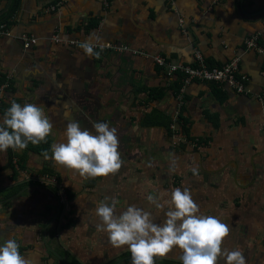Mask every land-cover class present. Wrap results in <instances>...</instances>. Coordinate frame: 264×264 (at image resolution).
<instances>
[{
  "label": "crops",
  "instance_id": "crops-1",
  "mask_svg": "<svg viewBox=\"0 0 264 264\" xmlns=\"http://www.w3.org/2000/svg\"><path fill=\"white\" fill-rule=\"evenodd\" d=\"M171 2L172 5L168 0H9L5 11L1 12L6 0H0V19L7 18L6 28L11 34L0 37V73L4 77L10 75L8 86L0 88L4 109L0 120L13 101L43 107L53 124L49 136L50 156L51 145L63 141L69 120L93 130V123L98 121H94L92 113H98V120L117 129L121 154L125 153V143L134 149L141 145L142 150L134 153V159L121 155L122 172L126 163L133 160L132 174L149 171L156 176L153 181L156 185L160 181H169L172 176L169 169L175 161L177 170L173 173L180 180V186L197 182L196 188L200 187L199 170L210 169L218 171L208 182L215 191L222 189L234 194L237 189H242L263 197L264 55L244 48L243 41L255 36L257 43L264 47V12L258 14L264 8V0ZM49 6L53 9L49 10ZM9 11L11 13L7 15ZM18 34L31 35L37 42L24 49L12 37ZM53 36L60 42L51 41ZM96 37H99V43L114 47L103 48L98 59L88 57L79 47L84 40ZM68 41H75L77 45H69ZM120 46L142 52L144 56L118 51L116 47ZM99 50L97 46L96 51ZM194 50L200 52L210 66H220L237 58L239 72L247 77L249 94L243 96L221 90L226 98L218 102L201 82L185 86L181 95V114L186 127L193 138L201 141L207 138L208 141L200 143V149L191 154L185 149L181 152L179 146L167 154L163 147L168 144L166 132L158 128L140 129L138 121L141 114L150 109L172 116L178 110L175 96L167 90L161 99L146 102L142 93L134 97L133 88L162 87L166 82L165 74L150 56L160 55L173 62L191 65ZM96 73H101L102 81L93 86L95 82L91 79ZM170 78L169 81L174 80V77ZM93 94L98 97L101 108L94 104ZM205 114L214 117L217 127L208 122ZM144 146L149 150L146 155ZM7 151L0 152V245L9 238L15 239L20 244L21 255L31 264H59L42 242L41 232L46 224L45 242L58 254L62 253V258L69 257L68 263L72 258L83 264L109 260L112 256L106 249L111 244L107 234L97 230L99 221L93 217L99 203L94 198V189L107 187V177L90 178L81 183L76 171L69 180L66 179L68 168L61 171L53 160L45 159L43 155L11 149L10 156ZM160 152H165L162 160ZM190 156L196 158L199 170L184 176L183 171L187 168L183 165L191 161ZM144 157L151 162L144 161ZM12 158L23 159V169L12 165ZM42 169L52 171L56 186L40 183ZM62 177L71 182L72 187L62 189L59 184L64 182ZM163 185L156 187L164 191ZM123 189L128 195L134 196L137 192L133 187L129 192ZM16 194L17 197L10 199ZM192 196L197 199L196 195ZM57 200L62 204L59 212L54 206ZM119 204L124 205V201ZM68 208L83 211V219L79 215L74 217L77 219L75 224L70 223L68 220L72 218H66ZM227 224L232 225L231 222ZM123 252L131 254L122 248L114 255Z\"/></svg>",
  "mask_w": 264,
  "mask_h": 264
},
{
  "label": "clouds",
  "instance_id": "clouds-1",
  "mask_svg": "<svg viewBox=\"0 0 264 264\" xmlns=\"http://www.w3.org/2000/svg\"><path fill=\"white\" fill-rule=\"evenodd\" d=\"M99 46V51H96ZM88 57L99 58L104 45L99 37L89 38L79 45ZM92 129L82 128L79 122L69 120L63 132V141L51 145V155L44 151L45 159L57 165L76 170L86 178L116 174L124 161L119 151L117 129L106 122H95ZM53 124L43 107L33 103L21 105L16 101L0 120V152L9 149L23 151L28 144L47 142ZM170 172L177 170L175 161ZM193 173L197 172L194 167ZM150 205L163 210L165 203L152 194L146 197ZM111 200V203L108 201ZM116 198L105 197L94 210L98 218L96 228L107 234L114 248L127 247L132 264H156V258L166 257L175 248L182 250V264H246L243 251L229 250L224 242L230 234L229 226L217 216L202 214L191 191L185 187L172 189L166 219L155 222L153 214L136 205H129L119 215ZM0 264H31L20 253V244L7 239L0 245Z\"/></svg>",
  "mask_w": 264,
  "mask_h": 264
},
{
  "label": "rangeland",
  "instance_id": "rangeland-1",
  "mask_svg": "<svg viewBox=\"0 0 264 264\" xmlns=\"http://www.w3.org/2000/svg\"><path fill=\"white\" fill-rule=\"evenodd\" d=\"M98 72V71H97ZM97 75V76H96ZM94 83L93 86L96 84H100L102 81L101 73H96L92 75L91 79ZM89 81V80H88ZM94 104L101 108V106L98 104L99 99L96 96V94H93ZM148 109V108H147ZM99 114L92 113V117L95 119L94 121L101 122L98 120ZM104 122V121H102ZM162 133V138H163ZM128 144L125 143V153H122L121 155H125V157L131 156V159H134L132 156L134 153L138 154L142 150L140 145V151L138 148L133 147H127ZM177 146L180 147L181 152L187 150L188 154H191L190 148H185V141L181 140H175L168 139V144H165L163 147L166 150L173 151L174 148ZM121 153V150H119ZM169 151H165L167 154L171 153ZM165 152H160L162 160L165 157ZM152 156V153L149 155V157ZM168 156V155H167ZM190 162L183 165L185 168L183 171L184 176H188L189 172L192 170H188L190 167L198 169V162L196 158H193L192 156L189 157ZM144 161L151 162L147 158L144 157ZM135 161L131 160L129 164L126 163L124 166V171L122 172L119 170L116 174H110L106 176L108 179V186L107 187H96L94 192V198L101 202L104 200L105 197L109 198H116L119 200V202L124 201V205H118L116 206V214L119 215L129 205H136L137 207L143 208L145 211H149L153 214L155 218V222L162 223L165 219V212L168 210L167 201L170 200V193L172 191V188L168 186V182H157L156 185L164 184L163 186H167L168 189H165L164 191L160 190V187H156V185H153L154 179L152 178L153 173H138L132 174L133 166ZM55 163V162H54ZM136 166V165H135ZM61 171H64L66 167L59 166ZM148 167V165H147ZM165 167V166H164ZM130 169V172L126 169ZM69 170V175H66V179L71 180L74 176V173L76 170ZM165 172V170H163ZM161 171V173L164 174V172ZM218 171L213 170H207V171H200L198 172V182L200 187L196 188L197 182L192 183H186L182 186H179L181 189L187 187L192 194L197 196V199L193 197V199L197 202L200 211L202 214L205 215H213L217 216L221 219L223 223L226 225L227 222H231L232 225H229L230 234L226 238L224 242V247L228 248L229 250H235L237 248L241 249L243 251V254L246 259V264H249L250 260L253 259L251 262L258 263V264H264V196L263 197H256L253 196L251 193H248V191L237 189L234 191V194L229 191H222V189H219L218 191H215L216 188L212 186V184H209L210 178H212L213 174H217ZM72 173V174H71ZM170 174H176L171 172ZM187 174V175H185ZM73 175V176H72ZM54 176V175H53ZM80 179H82L80 182H85L90 178H86L83 176H79ZM62 180L64 178L62 177ZM57 182V181H56ZM218 184L217 182H214ZM44 185V183H41ZM60 186L63 188L65 187H72L71 182H68V180H64V182H59ZM46 186H54V185H46ZM136 189L137 192H135L134 196L132 193L125 194L123 193L124 189L129 190ZM174 189V188H173ZM129 192V191H128ZM155 195L157 196L162 203H165V208L163 210H157L154 205H150L147 201L146 197L149 195ZM128 195V196H127ZM108 203H111V200L108 201ZM68 204V203H67ZM67 207V206H66ZM96 208V207H95ZM83 212V211H82ZM82 212H79L78 210H69L66 213V218H78L80 215V218L83 219L81 216ZM92 217V216H91ZM93 217L95 218L94 212ZM257 217V219H256ZM260 219V222L258 220ZM52 227V226H51ZM55 229V226L53 227ZM56 242V241H55ZM56 244V243H55ZM54 246V245H53ZM112 245H109L106 250H109V255L114 254L116 250H128L127 247H121V248H114ZM105 250V251H106ZM182 254V250L179 248H175L171 253H169L166 257H174L176 259H180V255ZM253 254V255H252ZM114 258V257H113ZM112 258V259H113ZM259 260V261H255ZM127 264V263H124ZM132 264V262L130 263ZM220 264H225V262L222 260Z\"/></svg>",
  "mask_w": 264,
  "mask_h": 264
},
{
  "label": "built area",
  "instance_id": "built-area-1",
  "mask_svg": "<svg viewBox=\"0 0 264 264\" xmlns=\"http://www.w3.org/2000/svg\"><path fill=\"white\" fill-rule=\"evenodd\" d=\"M168 1L169 4L172 5L171 0ZM48 9L52 10L53 6H49ZM178 23L181 25L182 20L179 19ZM10 36L11 34L9 30L6 28L5 24L0 23V37H10ZM12 37L16 41H18L21 47L24 49L29 48L30 46L34 45L37 42L36 38H34L31 35L18 34ZM51 41L60 42L57 36L51 37ZM257 42H258L257 38L255 36L253 37L251 36L250 38L244 39L243 46L246 49L254 50L257 53L264 55V47L260 46ZM67 43L69 45H77L75 41H68ZM104 48H114V47L113 46L111 47L110 45L106 44L104 45ZM116 49L118 51L119 50L129 51L132 55L144 56V53L137 52L135 50L134 51L129 50L126 46L116 47ZM149 58L156 66H158L162 70L165 76L168 77L169 79H171L170 77L177 78V74L181 75L180 87L175 96L178 110H176L175 113L171 116L172 123L169 125L170 130H174L179 124V122L176 121V117L183 103L181 95L183 93L184 87L190 84L191 82H212L220 90L223 91H230L233 94L243 95V96L249 94V90L246 87L247 77L246 75L239 72L237 58H232L228 62H225L220 66H213L210 68L205 64L200 52H198L197 50L193 51L194 65L192 66L180 62H173L167 60L166 58L160 55L150 56ZM5 79L9 80L10 75L9 74L5 75ZM7 86L8 83L5 82L1 84L0 88H5ZM0 104H1V98H0ZM10 163L14 166H17L16 160L14 158L10 160ZM56 181H57L56 177L53 175H43L40 179V183H44V185L56 186Z\"/></svg>",
  "mask_w": 264,
  "mask_h": 264
},
{
  "label": "trees",
  "instance_id": "trees-1",
  "mask_svg": "<svg viewBox=\"0 0 264 264\" xmlns=\"http://www.w3.org/2000/svg\"><path fill=\"white\" fill-rule=\"evenodd\" d=\"M12 9H14V7H12ZM11 9V10H12ZM11 13V11H9V13L7 15H9ZM7 18H2L0 19V23H4L5 26L7 24V21H6ZM93 25V24H91ZM206 64V63H205ZM194 65L191 64V66ZM209 68L210 67H213V66H210L208 64H206ZM157 68H159L157 66ZM161 70V69H160ZM180 78H181V75L180 74H177V78L172 80L170 82V86L169 87H153V88H149V87H145V86H137V87H134L133 88V95L134 97H136V95L142 93L145 95L146 97V102H149V101H154V100H159L161 99L164 94L166 93L167 90H170L173 94V96H176L177 92H178V89L180 87ZM7 82V80L5 79V77L0 73V84H3ZM203 84H205L209 91L215 96V98L218 100V102H221L222 100H224L226 98L225 96V93L223 91H221L214 83L212 82H201ZM136 86V85H135ZM3 105L1 104L0 106V113H3L4 112V109L2 107ZM182 107H183V104L181 105L180 107V110L177 114V117H176V121L177 122H180L181 123V130H182V133H184V136L187 140H193V138L191 136H189V131H188V127H186V120L183 118L182 114H181V110H182ZM205 118L208 119V122H210V124L215 128L217 127V122L215 121L214 117L208 114H205ZM172 123V117L167 115V114H164L162 112H160L159 110H156V109H150L148 112H143L141 114V118L139 117V125L138 127L140 129H149V128H152V127H155V128H162L164 130H166V132L169 133V125ZM170 135V134H169ZM50 139L49 137L47 138V142H41L39 145H32L31 143L28 144V147L26 149H24V151H28V152H32V153H35V154H38L40 156H42V153L44 151H48V153L50 152ZM208 139L206 138L205 140L201 141L200 139L197 140L198 143H207ZM8 155L12 154L11 150L9 149L8 151ZM16 164L17 166L20 168V169H23V159H19V160H16ZM41 174L43 175H52V171L49 170V169H42V172ZM56 177V176H55ZM55 188H52V192L55 193ZM10 192L9 190H5V192ZM66 194H68L66 192ZM68 197L70 198V196L68 195ZM66 196V199L69 200Z\"/></svg>",
  "mask_w": 264,
  "mask_h": 264
},
{
  "label": "flooded vegetation",
  "instance_id": "flooded-vegetation-1",
  "mask_svg": "<svg viewBox=\"0 0 264 264\" xmlns=\"http://www.w3.org/2000/svg\"><path fill=\"white\" fill-rule=\"evenodd\" d=\"M165 78H166V82H164V84H163V87H169L170 86V82H169V79H168V77H166L165 76ZM174 79H176V78H174ZM170 91V90H169ZM164 114H166V113H164ZM167 115H169L170 116V114H167ZM140 118H141V116H140ZM138 125H139V121H138ZM152 128H155V127H152ZM169 128V127H168ZM158 129H162V128H158ZM164 132H166V130H164V129H162ZM166 134L170 137V139H172V138H175V140H178V141H181V140H183L184 139V141H185V148H190V150H191V152H194V151H197V150H199L200 149V147H201V144L200 143H198L197 142V140H198V138H193L192 136V138H193V140H187L186 138H185V136H184V133H182V130H181V123L179 122V124H178V126L174 129V130H170L169 129V133L168 132H166ZM170 134V135H169ZM167 136V137H168ZM172 136V137H171ZM173 136H175V137H173ZM189 136H190V134H189ZM147 146V145H146ZM146 146H144V148H143V151H144V155H146V153L149 151V150H147L146 149ZM176 147V146H175ZM166 151H169V150H166ZM48 175V174H47ZM156 176L153 174V176H152V178L154 179ZM168 177V176H167ZM169 178H170V180H171V182H168V186H170L172 189L173 188H176V187H178L179 186V183H180V180H178L177 178H176V174H172V176H169ZM165 187V189H167L168 187L167 186H164ZM56 202V203H55ZM64 202V205L65 206H67L68 204H67V201H63ZM54 203H55V207L58 209V212H59V210H60V208H62V204L59 202V200H57V201H54ZM76 218H73L72 217V219H69L68 221L70 222V223H76ZM60 250V249H59ZM64 253V252H63ZM59 254H60V256L62 257V256H64V255H62V253H60L59 252ZM110 256H112L109 260H104V261H102V262H97V263H94V264H116V262H118L120 259H122V258H125V257H128V256H131V254H129V253H126V252H123L122 254H118V255H114V254H112V255H110ZM114 257V258H113ZM113 258V259H112ZM69 257H65V258H63V260L67 263V264H83V263H81V262H79L78 260H75L74 258H72V261H70V263H68V261H69ZM156 262H159V263H161V264H182V261H180V260H176V259H174L173 257H163V258H156ZM124 263H127V264H130L131 263V259H126V260H121L118 264H124ZM60 264V263H59Z\"/></svg>",
  "mask_w": 264,
  "mask_h": 264
},
{
  "label": "water",
  "instance_id": "water-1",
  "mask_svg": "<svg viewBox=\"0 0 264 264\" xmlns=\"http://www.w3.org/2000/svg\"><path fill=\"white\" fill-rule=\"evenodd\" d=\"M8 4H9V0H6V4H5V7H4V9L1 11V12H4L5 11V9H6V7L8 6ZM262 12H264V8H262L260 11H258V14H260V13H262ZM93 96V95H92ZM17 195L18 194H16V195H13L10 199H12V198H15V197H17ZM46 229H47V225L45 224L44 226H43V228H42V232H41V236H42V242H43V245H44V247H45V249L49 252V253H51L55 258H57V260L59 261V263L60 264H67L64 260H63V258L50 246V245H48L47 244V242H45V232H46ZM126 259H131V256H128V257H125V258H122V259H120L118 262H116V264H118L121 260H126ZM156 264H161V263H159V262H156Z\"/></svg>",
  "mask_w": 264,
  "mask_h": 264
}]
</instances>
